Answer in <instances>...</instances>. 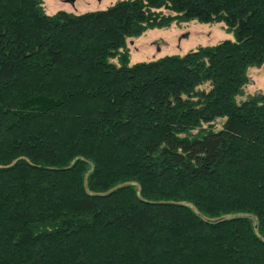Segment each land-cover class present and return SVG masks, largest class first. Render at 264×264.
Instances as JSON below:
<instances>
[{"label": "trees", "instance_id": "trees-1", "mask_svg": "<svg viewBox=\"0 0 264 264\" xmlns=\"http://www.w3.org/2000/svg\"><path fill=\"white\" fill-rule=\"evenodd\" d=\"M191 20L234 39L129 64ZM263 64L264 0H0V264H264Z\"/></svg>", "mask_w": 264, "mask_h": 264}, {"label": "rangeland", "instance_id": "rangeland-1", "mask_svg": "<svg viewBox=\"0 0 264 264\" xmlns=\"http://www.w3.org/2000/svg\"><path fill=\"white\" fill-rule=\"evenodd\" d=\"M117 1L120 0H75L74 3H69L68 0H43V6L48 14L58 10L85 13L106 9ZM163 12L170 14L168 10H163ZM232 39H234L233 33L227 30L223 23L191 20L147 29L141 35L127 39L126 49L129 64H133L165 56L184 55L201 46L214 45L223 40ZM112 61L119 65V60L113 59ZM248 75L249 83L245 86L243 95L237 98L239 102L248 97L264 94V64L250 68ZM225 120V117L217 119L213 122L212 129L214 131L220 129Z\"/></svg>", "mask_w": 264, "mask_h": 264}, {"label": "water", "instance_id": "water-1", "mask_svg": "<svg viewBox=\"0 0 264 264\" xmlns=\"http://www.w3.org/2000/svg\"><path fill=\"white\" fill-rule=\"evenodd\" d=\"M75 0H68L69 3H74Z\"/></svg>", "mask_w": 264, "mask_h": 264}]
</instances>
